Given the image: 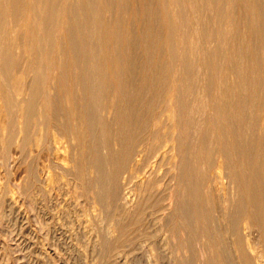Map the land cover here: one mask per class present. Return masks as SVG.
<instances>
[{
    "label": "bare ground",
    "instance_id": "6f19581e",
    "mask_svg": "<svg viewBox=\"0 0 264 264\" xmlns=\"http://www.w3.org/2000/svg\"><path fill=\"white\" fill-rule=\"evenodd\" d=\"M39 129L113 223L101 262L153 217L171 264H264V0H0V156L21 134L28 189Z\"/></svg>",
    "mask_w": 264,
    "mask_h": 264
},
{
    "label": "rangeland",
    "instance_id": "374dc122",
    "mask_svg": "<svg viewBox=\"0 0 264 264\" xmlns=\"http://www.w3.org/2000/svg\"><path fill=\"white\" fill-rule=\"evenodd\" d=\"M4 131L0 130V133L3 134ZM42 132L41 129L35 131L29 145V148L32 146L27 158L32 160L30 162L33 163L37 180L29 189L26 164L22 163L19 152L21 134L16 137L9 156L6 159L0 156V264H106L96 255L97 242L104 236L110 235L111 238V235H117L113 223L108 220L94 193H89V197L84 196L76 180L66 175L61 166L56 164L62 160L68 163L66 141L57 142L60 146L64 145L59 148L57 143L51 144L44 135L42 140V134H39ZM1 136L2 141L5 135ZM1 141L0 148H3L4 143L1 144ZM129 191L131 193L125 189L123 191L124 197L120 199L122 208L130 206L133 193L130 189ZM153 219L151 224L149 221V230L153 229L150 237L141 236L142 239L139 237L135 245L127 246L129 250L125 251L123 248L121 252L118 251L114 257L115 264L172 263L173 259L170 257L175 256V251L169 248L174 246L175 238L172 239L162 220Z\"/></svg>",
    "mask_w": 264,
    "mask_h": 264
}]
</instances>
